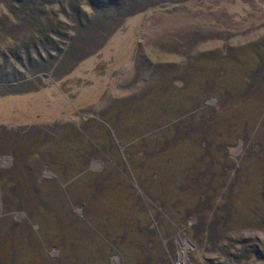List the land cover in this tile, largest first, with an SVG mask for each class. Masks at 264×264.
Masks as SVG:
<instances>
[{"label": "rangeland", "instance_id": "1", "mask_svg": "<svg viewBox=\"0 0 264 264\" xmlns=\"http://www.w3.org/2000/svg\"><path fill=\"white\" fill-rule=\"evenodd\" d=\"M84 3L0 0V264H264V0Z\"/></svg>", "mask_w": 264, "mask_h": 264}, {"label": "trees", "instance_id": "2", "mask_svg": "<svg viewBox=\"0 0 264 264\" xmlns=\"http://www.w3.org/2000/svg\"><path fill=\"white\" fill-rule=\"evenodd\" d=\"M168 0H85V5H88L93 9L94 12V18L97 20L99 18H105L106 14L110 11L111 8L113 11H118L120 8L123 7V11H125V14H121V16H125L127 14L133 13L135 11H140L142 6H138V2H142V4L145 2L147 3L146 6L152 5V4H159L167 2ZM69 8L74 16V21H76L77 26L81 28L82 22H88L87 15L83 10L79 8L78 4H74L73 2L69 1ZM136 8V9H135ZM121 10V9H120ZM119 10V12H120ZM119 14V15H120ZM61 24V23H60ZM84 27V26H83ZM82 27V28H83ZM58 50V49H56ZM60 52V51H59ZM51 60V59H49ZM7 61V59H5ZM49 66V65H48ZM13 81H21L20 78H13ZM13 81H5V82H13Z\"/></svg>", "mask_w": 264, "mask_h": 264}]
</instances>
